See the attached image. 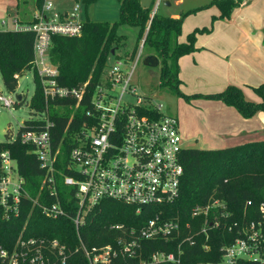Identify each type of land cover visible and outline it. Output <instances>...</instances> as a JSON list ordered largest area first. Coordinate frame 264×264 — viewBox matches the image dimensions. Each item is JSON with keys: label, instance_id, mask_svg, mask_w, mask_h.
I'll use <instances>...</instances> for the list:
<instances>
[{"label": "trees", "instance_id": "trees-1", "mask_svg": "<svg viewBox=\"0 0 264 264\" xmlns=\"http://www.w3.org/2000/svg\"><path fill=\"white\" fill-rule=\"evenodd\" d=\"M34 1L36 9L41 11L46 0ZM83 1L88 6L96 0ZM118 1V21L108 23L87 20L79 36L52 37L49 59L59 71V85L72 89L89 83L90 93L88 92L83 100V107L76 112L75 101L71 99L54 100L46 104L38 75L33 71L34 32L0 31V74L5 88L14 92L18 87V79L15 76L20 78L32 71L36 88L29 102L30 109L39 113L48 109L49 119L56 123L52 129L54 147L65 137L60 156L63 160L57 164L61 173L55 175L57 191L63 199L62 205L72 192L62 182L64 175H68L64 167L70 149V136L80 123L87 120L89 96L100 84L110 60L124 59L130 62L137 56L140 43L145 39L143 48L148 47L149 55L158 57L160 61L161 85L170 86L175 94L189 100V96L180 90L179 61L197 51L199 33L209 32L207 28L196 29L182 41L184 16L173 18L156 12L152 17L153 10L142 5L141 0ZM242 1L214 0L213 4L219 8L220 18L223 19L229 18ZM123 26L137 28V41L131 54L119 56L117 51L126 48L125 35L120 32ZM112 50H115L114 54ZM254 89L261 97L258 103L245 99L242 90L234 85L228 86L218 94L196 97L222 101L237 109L243 117L251 118L264 111V85ZM74 112L76 124H72L68 132H65ZM34 125L43 129L46 124L44 121H26L19 136ZM2 153H9L16 162L17 172L24 178L25 190L30 197L22 198L19 217L6 220L0 213V246L13 248L23 233L25 237L57 238L70 248H76L79 244L78 236L71 220L65 217L49 218L43 212L42 207L50 206L56 199L50 194L49 185L44 182L46 173L40 166L33 146L23 144L19 137L16 140L0 142V156ZM180 156L184 176L180 195L174 202L151 208L150 213L146 210V213L136 214L135 208L130 205L115 200H103L80 229L83 241L89 247L117 246V240L123 236L128 238L129 234L111 229L112 226L123 225L128 231L139 230L149 219L160 215L163 221L178 222L179 234H174L169 239L143 240L136 257H119L110 264H152V255L155 252L176 255L181 252L179 264L220 263L224 248L233 244L236 239L244 237L252 222L262 220L259 207L264 202V140L220 149L184 148ZM34 200L37 204H34ZM248 202H251V205H248ZM68 206L64 203V208H69ZM208 207L207 213L195 214L196 209L205 210ZM190 241L194 243L191 244ZM0 264L4 263L0 261ZM68 264L89 262L84 254L78 253Z\"/></svg>", "mask_w": 264, "mask_h": 264}, {"label": "built area", "instance_id": "built-area-1", "mask_svg": "<svg viewBox=\"0 0 264 264\" xmlns=\"http://www.w3.org/2000/svg\"><path fill=\"white\" fill-rule=\"evenodd\" d=\"M162 0H158L152 17ZM51 4L45 3L37 11L32 22L20 24L15 20L18 31H30L35 34L33 71L40 81L46 104L50 101L71 99L75 101V112L83 107L82 102L88 95L89 83L79 88H66L59 85L58 69L49 59L52 37L55 35L75 37L83 30L84 22L79 20V6L72 12L48 15ZM145 39L136 56L134 66L128 60L118 59L105 69L100 84L89 96L87 120L80 123L70 136V149L64 167L68 175L62 182L72 187L70 197L62 198L57 191L56 174L62 154L65 137L54 147L52 129L56 126L48 117L49 111L39 113L30 120L44 121L45 127L33 128L18 134L23 144L31 145L40 166L45 170V183L56 201L43 206L44 214L53 219L65 217L74 224L78 245L72 249L57 238L25 237L22 233L13 248L0 246V261L4 264H68L78 254H84L89 264H110L114 259L134 258L141 248L143 240L156 238L169 239L179 234L178 222L163 221L160 215L148 220L139 230H126L123 225L111 229L122 230L129 234L117 240V246L89 247L81 238L82 229L88 216L103 200H115L135 208L136 214L150 213L151 208L171 204L180 195L184 166L181 162L183 140L180 135L179 121L176 117L161 113L162 106L145 102L135 96L131 89V80L135 66L142 57ZM19 79V76H15ZM121 89L117 96L115 91ZM132 94L137 98L135 104L124 102L123 97ZM0 103L7 108L17 105L15 91L9 97L0 95ZM71 116L66 131L74 126ZM23 197H30L25 190V180L17 172V165L9 153L0 156V213L6 220L20 216ZM37 204V201H33ZM251 205V202H248ZM223 207V205H221ZM207 209L198 208L195 214L207 213ZM259 211L262 220L252 222L240 237L223 251L218 264H264V202ZM193 244V241H190ZM181 261V252H155L152 264L176 263ZM250 263H246V262ZM211 264V263H200Z\"/></svg>", "mask_w": 264, "mask_h": 264}, {"label": "rangeland", "instance_id": "rangeland-1", "mask_svg": "<svg viewBox=\"0 0 264 264\" xmlns=\"http://www.w3.org/2000/svg\"><path fill=\"white\" fill-rule=\"evenodd\" d=\"M243 1L234 9L229 18L223 19L220 18L219 8L213 4L214 0H171V7L162 3L157 8L158 14L162 16L173 18L184 16L182 41H185L187 35L196 29L207 28L209 31L199 33L196 43L197 51L182 58L184 82L188 87L181 88V82L180 90L189 96V100L175 94L170 86L161 85L160 64L155 68L145 64V58L150 54L148 47L142 49V57L135 66L131 80V89L135 91V96L142 97L145 102L152 105H161V113L178 119L184 148L220 149L264 139V111L258 112L251 118H246L237 109L222 101L196 97L203 94H218L228 86L234 85L242 90L245 99L255 103L261 101V97L254 88L264 85V65L262 67L264 56L261 55V50L251 44L250 36L244 35L242 39L239 36L236 39L234 34L239 30L256 31L258 27L264 28V0H250L241 8L243 10L241 14H243L240 16L244 17L243 21L249 25V29H242V21L237 17L240 13L238 9L244 3ZM46 3L51 4V9L46 11L51 16L72 12L76 6H79L77 14L79 20L83 22L90 20L114 23L120 18L118 0H96L88 6L83 0H46ZM141 3L151 7L152 10L156 7L154 0H141ZM37 11L34 0H0V31L16 29V18L23 21L32 19ZM252 12L255 13L254 16L250 15ZM120 32L125 35L126 48L117 51V54L119 56L129 55L136 46L138 30L134 27L123 26ZM231 32H233V40L230 38L224 40L227 33ZM222 36L223 50L226 53L223 55V70L220 55L210 56L206 50L219 46ZM141 44L142 42L140 47ZM250 47H252L251 53L246 54V50ZM220 49L216 48L214 52ZM252 56L263 61L260 65H254L251 62ZM136 59L135 57L131 60L129 65L134 66ZM114 61L115 59H111L109 63L112 64ZM258 73H261L263 77H258ZM207 77H212L215 81ZM196 81L200 82L199 89L192 87ZM35 88L34 74L32 71L27 72L18 79V87L15 90V93L26 95L25 101L11 108L0 103V142L15 139L24 123L35 116L29 106ZM194 90H199V93L203 94H198ZM210 92L217 93L209 94ZM11 93L5 88L0 74V95L9 97ZM114 94L119 96L121 89L115 91ZM135 96L126 94L123 100L135 104L137 101ZM67 188L72 190V187Z\"/></svg>", "mask_w": 264, "mask_h": 264}, {"label": "crops", "instance_id": "crops-1", "mask_svg": "<svg viewBox=\"0 0 264 264\" xmlns=\"http://www.w3.org/2000/svg\"><path fill=\"white\" fill-rule=\"evenodd\" d=\"M154 1H156V4H157V1L158 0H154ZM182 2V1H181ZM180 2V3H181ZM244 3L239 7V9L238 10H240V13H239V16L237 15V17H238V20H240V21H242L241 22V28L242 29H249V25L248 24H245L244 23V21H243V19H244V17H242V16H240V15H242L241 14V12L243 11L241 8L242 7H244L245 5H247L249 2H250V0H244L243 1ZM164 4L165 6H167V7H171L172 6V3H171V0H162V2L160 3V5L161 4ZM178 3V2H177ZM159 5V6H160ZM237 10V11H238ZM65 13H68V12H65ZM65 13H61V14H65ZM234 14H235V12H234ZM254 12H252V13H250V15L251 16H254ZM34 16H35V14L33 15V18L32 19H28V20H20L19 18H16L17 20H18V22H20L21 24H27V23H30V22H32L33 21V19H34ZM259 29L258 30H256V31H254V30H251V31H248V30H242V31H238V32H236L234 35H236L235 36V38L236 39H238V37L240 36V39H242V37L244 36V35H246L247 37H249L250 36V39H251V44L254 46V47H256L258 50H261V55H263L264 56V53H262V51L264 52V28L263 27H258ZM263 30V31H262ZM233 32H231V33H227V35H226V37L224 38V40H226V39H228V38H230L231 40H233ZM211 39V38H210ZM223 36L221 37V42H220V45L219 46H216L214 49H211V50H208V49H206L207 50V52H208V54L210 55V56H214V57H216L218 54L220 55V62H221V66H222V70H223V55H225L226 53H225V51L223 50ZM227 44V43H226ZM216 48H221L220 50H218V51H216V52H214V50L216 49ZM251 50H252V47H250L248 50H246V54H247V52H250L251 53ZM194 54V53H193ZM183 58V57H182ZM182 58L180 59V61H179V66H180V73H179V79L181 80V82H182V85H181V88H185V87H188V85L184 82L185 81V76H184V72H183V69H182V66H181V63H182ZM261 61H263L262 59H261ZM261 61H260V58H254L253 56L251 57V62H252V64H254V65H260V63H261ZM263 65H264V62L262 63V67H263ZM221 70V71H222ZM216 73V72H215ZM217 74V73H216ZM259 76H261V77H263L262 75H261V73H258V77ZM208 79H212V80H214V78H212V77H207ZM264 78V77H263ZM215 81V80H214ZM199 86H200V82L199 81H196L195 82V84L192 86L193 87V89H195V88H198L199 89ZM195 91V90H194ZM196 93H198V94H203L202 92L201 93H199V90H197V91H195ZM213 93H217V92H210L209 94H213ZM203 95H207V94H203ZM221 102V101H220ZM261 140H264V139H261ZM259 141V140H258ZM253 142V141H252ZM246 143V142H245ZM229 147H231V146H229Z\"/></svg>", "mask_w": 264, "mask_h": 264}, {"label": "water", "instance_id": "water-1", "mask_svg": "<svg viewBox=\"0 0 264 264\" xmlns=\"http://www.w3.org/2000/svg\"><path fill=\"white\" fill-rule=\"evenodd\" d=\"M114 53H115V50H112V54H114ZM145 64L149 67L155 68V67L159 66L160 61H159L158 57H156L154 55H148L145 58ZM25 98H26L25 94L16 93V101L18 103H22L25 100Z\"/></svg>", "mask_w": 264, "mask_h": 264}]
</instances>
